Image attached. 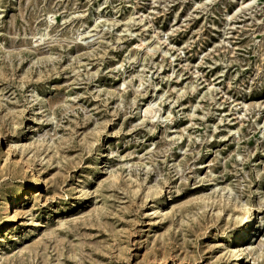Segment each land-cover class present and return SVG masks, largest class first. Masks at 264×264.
<instances>
[{
  "label": "rangeland",
  "instance_id": "374dc122",
  "mask_svg": "<svg viewBox=\"0 0 264 264\" xmlns=\"http://www.w3.org/2000/svg\"><path fill=\"white\" fill-rule=\"evenodd\" d=\"M237 263L264 264V0H0V264Z\"/></svg>",
  "mask_w": 264,
  "mask_h": 264
},
{
  "label": "bare ground",
  "instance_id": "6f19581e",
  "mask_svg": "<svg viewBox=\"0 0 264 264\" xmlns=\"http://www.w3.org/2000/svg\"><path fill=\"white\" fill-rule=\"evenodd\" d=\"M149 104V103H148ZM147 106V105H146ZM149 106H147L145 109H144V112L146 111H148L147 112V114L148 113H150V112H152V110L149 112ZM153 108V107H152ZM145 112V113H146ZM26 191V193H27V191L28 190H25ZM21 200H23V198H16V201L17 202H19V201H21ZM8 203V206L6 207V208H4V210L5 211H7L8 209H9V207L11 206V204H12V201H8L7 202ZM243 204V203H242ZM13 207V205L10 207V208H12ZM243 207H245V204H243ZM247 208V207H246ZM248 210V209H247ZM247 215L245 216V217H242L240 220H243V223H245V222H248L249 223V221H252L253 219H255V215L253 214V212H248V213H246ZM249 216V217H248ZM248 217V218H247ZM241 230V232H240V234L242 233V232H244V228H240ZM236 233V232H235ZM243 235V234H242ZM239 238V237H238ZM242 250V249H241ZM236 252V251H235ZM240 254V253H239ZM239 254H236L237 255V257L239 258ZM238 264V263H237Z\"/></svg>",
  "mask_w": 264,
  "mask_h": 264
}]
</instances>
